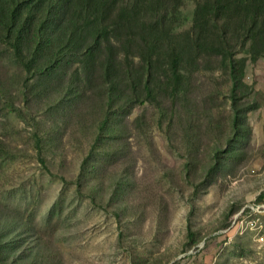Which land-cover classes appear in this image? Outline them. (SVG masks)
<instances>
[{"label":"rangeland","instance_id":"374dc122","mask_svg":"<svg viewBox=\"0 0 264 264\" xmlns=\"http://www.w3.org/2000/svg\"><path fill=\"white\" fill-rule=\"evenodd\" d=\"M194 6L195 0L181 1L171 14L174 32L190 28ZM239 55L246 86L237 90L243 132L236 137L229 86L220 82L225 74L206 64L185 95L179 92L174 103L169 95L163 109L146 101L113 111L89 152L91 111L74 124L60 123L42 91L35 88L28 99L21 71L0 51V74L10 77L0 89V239L8 247L0 258L264 264V55ZM43 130L38 154L32 136Z\"/></svg>","mask_w":264,"mask_h":264},{"label":"trees","instance_id":"16d2710c","mask_svg":"<svg viewBox=\"0 0 264 264\" xmlns=\"http://www.w3.org/2000/svg\"><path fill=\"white\" fill-rule=\"evenodd\" d=\"M181 1L0 0V51L21 71L28 99L35 88L42 91L60 123L74 124L91 111L95 132L89 152L110 126L113 111L146 101L163 109L169 95L173 103L179 92L185 95L206 64L225 74L220 82L229 86L234 138L243 132L237 90L246 86L245 57L239 54L264 55V0H195L190 28L174 32L171 14ZM9 81L0 74V89ZM97 105L103 107L94 112ZM28 111L35 118L31 107ZM44 132L32 136L38 154ZM89 157L76 179L79 190ZM7 251L0 239V256ZM8 254L0 264H9Z\"/></svg>","mask_w":264,"mask_h":264}]
</instances>
